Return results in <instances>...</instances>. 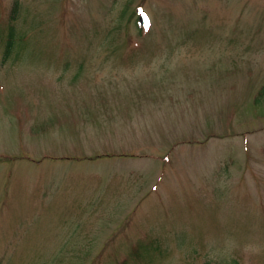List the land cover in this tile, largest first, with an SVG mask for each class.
<instances>
[{
	"label": "rangeland",
	"instance_id": "374dc122",
	"mask_svg": "<svg viewBox=\"0 0 264 264\" xmlns=\"http://www.w3.org/2000/svg\"><path fill=\"white\" fill-rule=\"evenodd\" d=\"M0 264H264V0H0Z\"/></svg>",
	"mask_w": 264,
	"mask_h": 264
},
{
	"label": "trees",
	"instance_id": "16d2710c",
	"mask_svg": "<svg viewBox=\"0 0 264 264\" xmlns=\"http://www.w3.org/2000/svg\"><path fill=\"white\" fill-rule=\"evenodd\" d=\"M14 10V9H13ZM15 12V11H13ZM11 18H14V14L11 15ZM11 31V30H10ZM11 36V35H10ZM12 37V36H11ZM13 38L9 39L8 42L5 45V51H4V57L9 55L11 48L13 47Z\"/></svg>",
	"mask_w": 264,
	"mask_h": 264
},
{
	"label": "water",
	"instance_id": "95a60500",
	"mask_svg": "<svg viewBox=\"0 0 264 264\" xmlns=\"http://www.w3.org/2000/svg\"><path fill=\"white\" fill-rule=\"evenodd\" d=\"M140 10H141V9L138 8V11H140ZM144 21H145V15H144V14H141V15H140V18H139V24H143Z\"/></svg>",
	"mask_w": 264,
	"mask_h": 264
}]
</instances>
